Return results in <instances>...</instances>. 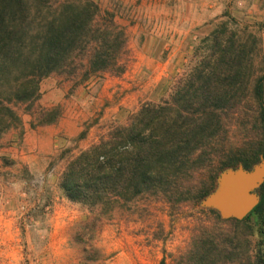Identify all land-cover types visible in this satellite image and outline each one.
Returning a JSON list of instances; mask_svg holds the SVG:
<instances>
[{"label":"trees","instance_id":"obj_1","mask_svg":"<svg viewBox=\"0 0 264 264\" xmlns=\"http://www.w3.org/2000/svg\"><path fill=\"white\" fill-rule=\"evenodd\" d=\"M200 44L197 58L167 83L165 97L144 103L88 147L69 151L58 185L87 211L70 235L83 260L97 263L102 253L95 242L106 219L122 216L139 197L172 207L187 201L211 219L197 225L190 248L172 256V264H264V181L257 205L242 220H221L214 208L201 206L222 171L249 170L264 158V64L258 70L253 64L260 50L252 33L228 21ZM128 51L123 28L93 0L55 6L52 0H0V133L11 125L7 104L34 103L43 77L120 75ZM58 115L47 110L39 123ZM225 221L253 222L256 249L249 250L244 232L224 229Z\"/></svg>","mask_w":264,"mask_h":264},{"label":"rangeland","instance_id":"obj_2","mask_svg":"<svg viewBox=\"0 0 264 264\" xmlns=\"http://www.w3.org/2000/svg\"><path fill=\"white\" fill-rule=\"evenodd\" d=\"M93 1L127 35L129 51L121 56L126 69L85 80L79 73L53 72L40 80L34 103L7 104L11 125L0 133V264H95L83 260L81 245L70 242L73 225L87 211L59 188L67 156L117 123H127L144 103L165 97L167 83L197 58L196 47L221 21L252 33L260 50L253 64L256 70L264 64V0ZM53 109L57 119L39 123L42 113ZM82 132L85 137L79 139ZM255 193L260 198L258 189ZM126 207L122 216L106 219L95 242L102 253L96 264H161L164 257L172 264V256L190 248L197 225L211 221L187 201L172 207L138 197ZM215 210L221 220L231 219ZM233 227L255 250L254 223L223 224Z\"/></svg>","mask_w":264,"mask_h":264},{"label":"water","instance_id":"obj_3","mask_svg":"<svg viewBox=\"0 0 264 264\" xmlns=\"http://www.w3.org/2000/svg\"><path fill=\"white\" fill-rule=\"evenodd\" d=\"M264 181V158L249 170L242 166L222 171L217 179L218 189L202 202L203 207L218 209L222 218L242 220L257 205L255 190Z\"/></svg>","mask_w":264,"mask_h":264}]
</instances>
